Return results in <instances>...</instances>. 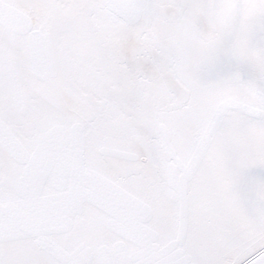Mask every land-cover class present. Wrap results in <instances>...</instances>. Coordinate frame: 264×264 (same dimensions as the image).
<instances>
[{
  "label": "snow or ice",
  "instance_id": "obj_1",
  "mask_svg": "<svg viewBox=\"0 0 264 264\" xmlns=\"http://www.w3.org/2000/svg\"><path fill=\"white\" fill-rule=\"evenodd\" d=\"M0 264H264V0H0Z\"/></svg>",
  "mask_w": 264,
  "mask_h": 264
}]
</instances>
